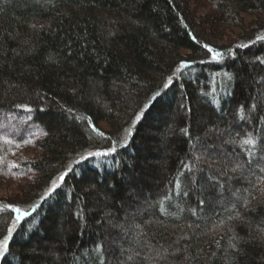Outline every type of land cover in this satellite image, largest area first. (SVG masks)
<instances>
[{
    "label": "trees",
    "instance_id": "trees-1",
    "mask_svg": "<svg viewBox=\"0 0 264 264\" xmlns=\"http://www.w3.org/2000/svg\"><path fill=\"white\" fill-rule=\"evenodd\" d=\"M206 1L0 0V264H264V0Z\"/></svg>",
    "mask_w": 264,
    "mask_h": 264
},
{
    "label": "snow or ice",
    "instance_id": "snow-or-ice-1",
    "mask_svg": "<svg viewBox=\"0 0 264 264\" xmlns=\"http://www.w3.org/2000/svg\"><path fill=\"white\" fill-rule=\"evenodd\" d=\"M246 46L247 45H241V47H246ZM204 47L207 49V52L209 54H211V62H220L221 60H223L225 55L228 54V53H225V52H221L219 50H215V49H213L212 47H210L207 44L204 45ZM230 51L231 50H229V52ZM199 62L200 63H205L206 61L201 60ZM189 66H190V62H181L180 69H178V71L182 70L184 68H187ZM225 75L228 76L229 74L225 73ZM229 78H230V76H229ZM164 87L168 88L169 85L165 84ZM157 95H159V93H157ZM17 107H20V108L24 109L27 112H31L32 111L31 107L28 106V105H17ZM253 107H255V105H253ZM241 118H243V117H241ZM137 119H139V117H137ZM93 131H97L98 132V130L95 128V126H93ZM98 134L100 136H104L103 132H98ZM117 143L118 142H112L111 143V147H109V148L100 149V150H97L95 152H89L88 156L82 157V159H88L89 157H92V156H96V157H108V156H111L112 154L116 153V151H117ZM243 143L251 145V144L254 143V141L251 138H249V139H245L243 141ZM15 166L16 165H14V167ZM233 170H235V169H233ZM66 175H67V172L62 174L59 177L60 181H63ZM55 187H56V185H55V183H53V187H52V189H50V191H54ZM258 190L260 191L261 195H264V189H258ZM248 203H249V201L246 198L244 206L247 207ZM8 207L11 208L12 211H14L16 213L14 224L15 223H19L23 218L28 217L29 215H31V213H29L27 211H22L19 207H13L12 205H9ZM231 219H233V217L230 216L229 220H231ZM221 223H223V221ZM229 231H232L231 228H229ZM262 231H264V229H262ZM13 233H14V226L13 227H9L7 229V234L3 237V239H0V257H4L6 259V254L9 251V244H8L9 238L12 237ZM233 239H235V235L234 234H233L232 237L229 238V247L235 248L236 245L232 243ZM216 243L219 244V241H216Z\"/></svg>",
    "mask_w": 264,
    "mask_h": 264
},
{
    "label": "rangeland",
    "instance_id": "rangeland-1",
    "mask_svg": "<svg viewBox=\"0 0 264 264\" xmlns=\"http://www.w3.org/2000/svg\"><path fill=\"white\" fill-rule=\"evenodd\" d=\"M190 4H191V7L192 9L194 10V12L197 14V15H203L206 13V11L208 10V5L207 4V1L206 0H190ZM232 36L231 33H227L226 34V37L227 38H230ZM5 124H2L0 125V132L2 131L3 126ZM100 127L101 128H106L105 127V124L101 123L100 124ZM15 132V129L14 130H11V133H14ZM15 189V184L13 181H7L5 180L4 182L2 180H0V196H10V195H13L14 193H16V191L14 190ZM116 241V239H115ZM113 241L111 240V243Z\"/></svg>",
    "mask_w": 264,
    "mask_h": 264
}]
</instances>
